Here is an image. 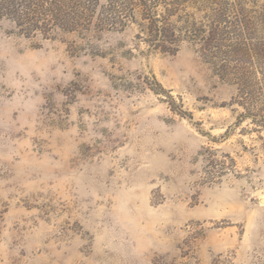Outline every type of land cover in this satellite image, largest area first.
<instances>
[{"label": "rangeland", "instance_id": "obj_1", "mask_svg": "<svg viewBox=\"0 0 264 264\" xmlns=\"http://www.w3.org/2000/svg\"><path fill=\"white\" fill-rule=\"evenodd\" d=\"M79 1L0 19V264H264V0ZM242 18L240 94L199 38Z\"/></svg>", "mask_w": 264, "mask_h": 264}, {"label": "trees", "instance_id": "obj_2", "mask_svg": "<svg viewBox=\"0 0 264 264\" xmlns=\"http://www.w3.org/2000/svg\"><path fill=\"white\" fill-rule=\"evenodd\" d=\"M80 3L79 0H0V19L9 20L20 33L28 36L35 32L45 36L53 29L71 33L78 31L81 27L86 28L92 20L90 8ZM155 3L147 9L149 12H153ZM222 17V13L215 14L216 25L219 26L221 22L225 21ZM261 23L264 27V22L261 21ZM236 25H238V28L234 37L231 38V49L228 51L227 59L222 60L224 62L220 61L222 43L225 40L221 35L222 28L211 26L209 33L199 38V51L204 62L209 64L215 73L217 72L219 78L229 84L236 83L240 94H242L240 87L244 89L246 82L251 81L252 75L240 64L246 57L243 48V45H245L243 36L248 33L250 37L253 34L249 33H252L255 29L250 26H254V23L245 20V18L238 20ZM158 37L155 34L154 38ZM171 53H174V51L171 50ZM229 58L235 62V66L232 68L228 66Z\"/></svg>", "mask_w": 264, "mask_h": 264}]
</instances>
